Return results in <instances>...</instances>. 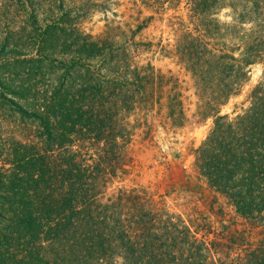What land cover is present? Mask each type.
Returning <instances> with one entry per match:
<instances>
[{
    "label": "trees",
    "instance_id": "obj_1",
    "mask_svg": "<svg viewBox=\"0 0 264 264\" xmlns=\"http://www.w3.org/2000/svg\"><path fill=\"white\" fill-rule=\"evenodd\" d=\"M217 1H185L188 21H179L173 49L195 88L193 114L211 117L193 164L249 227L229 231L222 254L212 249L216 233L205 240L142 187L101 196L124 169L125 115L146 124L163 75L127 56L142 21L133 29L106 22L92 34L77 25V13L89 11L78 5L26 35L29 55L11 58V102L2 107V97L0 117L33 128L31 138L0 135V247H11V264H264V84L250 88L241 111L219 112L263 60L264 28L239 33L243 17L219 21ZM165 95L168 123L180 124L179 91L169 85ZM254 230V241L244 235Z\"/></svg>",
    "mask_w": 264,
    "mask_h": 264
},
{
    "label": "rangeland",
    "instance_id": "obj_2",
    "mask_svg": "<svg viewBox=\"0 0 264 264\" xmlns=\"http://www.w3.org/2000/svg\"><path fill=\"white\" fill-rule=\"evenodd\" d=\"M92 1L96 3H85V0H63V3L0 0V86L7 89L3 95L0 94V101L7 103L2 107H8L11 102V94L7 92L11 91V72L14 71L11 58L29 55L34 46L27 45L30 40L26 35L38 32V27H42L49 18L56 17L59 10L78 5L89 7L84 15L78 16L77 13V25L92 34L100 32L106 22L133 29L137 22L142 21L143 26L133 33L135 44L126 48L127 56L137 65L149 63L163 75L159 103L154 102L149 108L146 124L138 114L131 112L125 115L131 131L125 142L124 169L121 173L116 172L101 196L113 195L118 187H142L154 200H159L168 210L179 215L191 229H196L205 240L216 233L217 243L212 249L224 254L225 240L231 230L243 231L249 223L234 213L224 196L206 186L193 164V150L206 135L211 117L200 119L193 114L197 101L195 88L190 74L173 49L179 21H188L186 0ZM216 4L214 15L219 21L235 20L239 16L237 12L243 17L239 33L246 37L255 36L264 28V16L257 21L253 16L255 11H252L256 5L264 7V0H218ZM244 10L247 11L245 14ZM118 35L123 38L128 34L124 31ZM258 82L264 84V57L248 66L246 80L220 106L219 112L233 115L241 111L249 103L247 94L250 88ZM169 85L180 93L183 119L177 125H170L165 116V91ZM23 127L14 125L11 117H0V135L31 138L32 126L26 124ZM199 229L203 233L208 231V234H200ZM244 235L254 241L260 231H245ZM6 247H0V264H11L8 256L11 247Z\"/></svg>",
    "mask_w": 264,
    "mask_h": 264
}]
</instances>
